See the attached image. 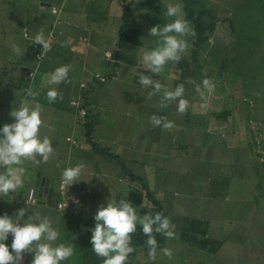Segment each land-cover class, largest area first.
Here are the masks:
<instances>
[{
	"label": "rangeland",
	"instance_id": "rangeland-1",
	"mask_svg": "<svg viewBox=\"0 0 264 264\" xmlns=\"http://www.w3.org/2000/svg\"><path fill=\"white\" fill-rule=\"evenodd\" d=\"M171 2L175 0H121V7L125 3L141 25L139 39L142 43L140 47L122 43L125 50L129 46V51H122V53L134 56L132 60H137L136 68L132 70L135 74L137 71H143L169 87L182 83L185 89L184 97L188 100L189 106L183 113L176 112L175 102L161 108L159 94L149 96L150 89L138 85L134 73L128 78L132 83L131 89L127 91L125 86L118 85L119 89L115 91L113 98H104L94 118L100 124L111 126L106 134L111 133L116 144L111 143L112 148L108 149L102 140L94 139L96 135L104 131L98 130L97 127L90 126V135L96 145L120 156L118 162L123 163L119 164L117 160L105 158L103 155H92L94 156L93 166H99L103 157L107 160L105 162L107 167L118 168V171L106 170L104 175L108 177L104 182L101 176L96 179L98 187L91 186L92 194L95 196L97 190H100L99 199L102 203L96 207L105 204L111 195L119 199L123 195L120 190H128L125 198L131 200L134 205L143 206V194L136 190L137 188L138 191H143L141 188L143 183L152 192L154 198L167 209V217L174 226V237L171 239L165 237L164 244L174 250L173 256L171 258L163 256L159 247L154 260H148L147 252L139 253L131 264H264V170H261L264 153L260 155L261 160H258V156L253 152L252 144V141L256 140L255 148L264 152V0H198L197 8L207 9L215 16V28L209 33V39L193 55V37L192 35L186 37L187 48L182 53L181 59L176 63L166 64L160 74H152L140 68L139 51L150 48L154 44V38L149 37L148 29L154 24L171 19L164 16V5ZM179 2L182 4L181 0ZM7 9L9 10V7ZM3 10L0 5V13L4 12ZM10 10L9 20L12 19L13 13ZM14 11L16 13V8ZM188 22L193 29V23L190 20ZM2 24L4 23L0 20V29L4 30L6 25L2 27ZM4 40L8 41L7 34ZM10 43L7 44V48L10 47ZM19 48L22 49L21 46ZM21 56L24 54L22 53ZM192 57L196 59V63L191 60ZM7 62L5 67L2 65L0 68H5L7 73L5 77L10 78L12 72ZM198 66L202 71L198 69ZM217 69L222 72L221 75H218ZM180 73H183L182 77L185 81L180 79ZM201 73V80L207 77L215 85L212 91L205 92L203 98L196 90L201 84L196 77H199ZM234 73L236 75H233ZM194 79L198 83L194 82ZM5 94L3 98L0 96V104L13 99ZM127 95L138 103L155 102L153 110L148 109L147 113L141 112L139 106L135 105L133 110L130 109L132 112L124 116L120 112L123 109L119 111L112 106L114 101L124 99L128 97ZM104 105H110V107ZM129 106L133 107V105ZM142 108L146 107L142 106ZM228 109L230 111L229 114L228 112L225 114L226 119L214 121V125L219 126L217 130L207 128L201 134L204 127L200 129L198 126L197 128L192 126L193 122H197L199 126H208L213 122V113L210 114V112ZM153 114L169 118L168 120L172 121V127L165 129L152 125L150 115ZM235 119L238 125L232 141L239 146L237 151L243 154V150L246 151L248 148L247 142L252 147L248 148L251 152L249 163L252 165L249 171L250 198L248 201L243 198L247 190L243 181L241 186L235 188V194L238 195L237 201L225 203L220 207L221 216L227 219L221 220V224L216 222L220 225L219 234L211 235L209 229L214 223L211 221L219 220L216 216L218 213L213 212V220L211 217H204L206 220L203 223L200 221L196 224L195 221L200 220V216L202 217L204 213H208L205 211L214 209V203L207 198L212 191V170L215 168L211 167L213 163L209 159L215 156L221 157V155L213 146L208 148L205 142L209 140L208 132L217 133L218 136L223 135L222 139L225 142L227 137L225 125L228 126L229 122ZM227 121L228 124L225 123ZM194 136L199 142H194L195 139L192 143L190 142ZM199 145L207 147L204 152L198 153ZM178 150L179 154L173 155ZM223 156L226 157L225 152ZM122 169H125L127 173L136 174L139 178H130L126 172L124 175ZM119 172L122 173L120 178L117 176ZM84 182L87 187H90V180L85 181L84 178ZM235 185L240 184L235 183ZM223 186L221 190V184L218 183L216 186V196L220 199L227 195L221 192L228 191L225 183ZM103 192L104 197L100 194ZM83 211L87 212V209ZM138 211L141 215L146 212L151 215V211L145 206L138 207ZM137 226L140 225L137 224ZM74 232V242H76L73 245V255L61 264H101L103 258L98 257L91 250L89 242L91 234L88 237H78L83 230L75 228ZM246 232L248 235L241 234ZM210 236L217 238V243L213 242L214 239L212 240L214 247L217 248L208 249ZM239 239L238 245L230 242ZM204 242L208 243V250L203 251L202 248L199 251L198 247ZM164 244L161 247H164ZM29 256L30 254H27L23 264H29V258H31Z\"/></svg>",
	"mask_w": 264,
	"mask_h": 264
},
{
	"label": "crops",
	"instance_id": "crops-1",
	"mask_svg": "<svg viewBox=\"0 0 264 264\" xmlns=\"http://www.w3.org/2000/svg\"><path fill=\"white\" fill-rule=\"evenodd\" d=\"M0 5L4 9V12L0 13V20L4 23L2 27L6 25L4 29L6 31L0 29V34L3 32L2 37H0V66L5 67V62L8 61L7 65L9 63L8 67L12 72L10 78H6L5 68H0V85H2L0 96L3 98L6 93V96L13 98L10 102L0 104V125L12 121L13 118L9 112L12 107L15 108L19 105L21 99L30 102L37 101L43 108V123L40 133L50 138L54 149V154L45 162L39 164H33L27 160L24 162L23 185L15 193L10 194L13 196L11 200L7 197L0 199V214L7 213L11 216L18 208L24 207L25 217L31 212L41 216L47 215L60 233L57 238L58 242H70L73 246L76 242H74V229L83 230L78 237H88L91 234L90 228L94 226L92 217L97 210L98 206L96 207V205L102 203L99 199L100 190H97L95 196L92 194L91 186L98 187L96 179L101 176L104 182L108 177L104 175L106 170L118 171V168L107 167L105 163L107 160L103 157L101 161L99 160V166L92 165L94 160L92 155L99 153L91 149L86 139L85 123L94 121V127H97L98 130H104L94 139L102 140L105 147L111 149L110 144H116L111 133L106 134L111 126L98 123L94 116L105 97H114L115 91L119 89L118 85L125 86L127 91L132 87L128 78L132 77L133 73L135 74L132 70L136 68L137 60H132L134 56L122 53V51H129V46L125 50L119 41L122 21L121 0H0ZM7 7L13 11L11 20H9ZM52 7L55 8V11H52ZM105 21L106 24H104ZM38 32H42L50 42L49 50L42 51L41 45L32 42V38ZM6 34L7 40L11 42L9 48H7L9 42L4 40ZM13 45L21 46L24 56L15 54L12 51ZM62 64L70 65L68 79L57 86L59 92L57 99L54 102H48L45 97L46 87L42 86V81L46 79L47 73ZM182 74L180 73L179 77L185 81ZM187 82L194 86L190 81ZM72 100L87 110L84 117H80L76 113L71 104ZM140 103L128 96L119 101H114L112 107L118 108L119 111L123 109L120 112L124 116H128L132 112L130 109L133 110L135 105L139 106L141 112L147 113L148 109L153 110V102ZM129 105H133V107L130 108ZM104 106L110 107V105ZM142 106L146 108H142ZM119 111L116 112L122 115ZM123 124H126L125 120ZM237 125H234V120L229 122L228 126L225 125L227 129L225 142L222 139L224 138L223 135L218 136L217 133L210 132L211 138L214 139L213 148L218 150L221 155V157L215 156V158L209 159L213 163L211 167L214 166L215 168L212 170V191L207 195V198L214 203V209L203 210L208 213H204L202 217L200 216V220L195 222L196 224H199L197 222L200 221L203 223L206 220L204 217H211L213 220V212L218 213L216 216L219 220L211 221L214 222L213 227L209 229L211 235L213 233L218 235L220 225L217 223L221 224V220L227 219L221 216L220 210L222 209L220 207L225 203L237 201L238 195L235 194V188L241 186L243 181L247 188L246 191L244 190L246 193L243 194V198L247 201L250 198L249 171L252 165L249 163L251 160L249 157L251 152L247 146L246 151L243 150V154L237 151L239 146L232 141L233 136L236 135L235 132H237L235 130ZM209 128L210 130H217L219 126L214 128L209 126ZM67 136L76 139L77 145H71L66 141ZM223 152H225L226 157L223 156ZM256 152L259 155L264 153L263 150L257 148ZM178 154L179 150L173 153V155ZM99 155L101 156V154ZM258 160H261L260 156H258ZM80 162L84 164L80 176L81 180L65 186L64 189L65 196L79 200L66 208L57 209L56 202L59 200L57 183L61 179L60 171L66 166ZM261 170H264V160ZM117 176L120 178L119 173ZM84 178L85 181L90 180V187L86 186ZM218 183L221 184L220 190L224 188L223 183L228 189V191L223 190L221 192L227 194L221 199L216 196L215 192ZM235 183L240 185H235ZM30 188L34 189L35 195L38 189H41V202H27V194ZM100 194L105 196L104 192ZM83 209H87V212ZM247 232L241 234L248 235ZM212 240L214 243L218 242L217 238L210 236L208 249L217 248L214 247ZM10 242L11 234L5 240L6 244H10ZM230 242L238 245L240 239ZM207 247L208 243L204 242L198 247V250L203 248L205 251L208 250ZM9 250L11 251V249ZM27 254H30L29 257L31 258L29 259H32V253L25 250L22 252L21 264L25 261Z\"/></svg>",
	"mask_w": 264,
	"mask_h": 264
},
{
	"label": "clouds",
	"instance_id": "clouds-1",
	"mask_svg": "<svg viewBox=\"0 0 264 264\" xmlns=\"http://www.w3.org/2000/svg\"><path fill=\"white\" fill-rule=\"evenodd\" d=\"M164 16L171 19L154 24L148 29L149 37L154 38L153 46L139 51L140 68L152 74H160L169 62H178L187 48L186 37L194 35L193 29L184 17L179 0L164 5ZM32 42L41 45L42 51L50 48V42L42 32L35 34ZM12 51L17 55L23 53V50L16 45L12 46ZM69 70L70 65L62 64L46 74L42 86L46 87L45 97L48 102L57 99L59 95L57 86L67 81ZM135 76L138 85L150 89L149 96L159 94L161 108L172 102L176 104L177 113H183L188 108L189 102L184 97L185 89L182 83L169 87L143 71H137ZM214 87V82L204 77L196 90L203 98L205 92L212 91ZM42 112L43 108L39 102L21 99L19 105L12 107L9 112L12 121L0 125V169H2L0 199L7 197L11 200L13 196L10 194L22 187L25 175L23 165L26 160L39 164L47 161L54 154L50 138L40 133L43 123ZM150 120L154 126L165 129L172 127V121L163 115L153 114ZM83 167V162H80L61 169L62 185L67 187L73 182L80 181ZM59 181L57 187L60 200ZM120 191L123 195L119 199H116L115 195L109 196L107 202L98 206L93 214L94 226L90 228L89 238L91 250L98 257L103 258L101 264H125L129 254L133 252L131 234L136 232L139 224L140 230L146 237L144 243L147 246L148 260H154L158 245L153 233H160L171 239L174 237V226L167 216L159 212L151 215L146 212L141 215L138 207L143 206L134 205L131 200L125 198L128 190ZM65 197L69 200L68 206L77 201V198ZM59 200L56 202V208ZM24 213L25 208L20 207L11 216L7 213L0 214V264H10V262L20 264L23 259L22 252L25 250L32 253L29 264H61L73 255L72 243L58 242L60 233L47 215L41 216L31 212L25 217ZM9 234H11V242L6 244L5 240ZM159 251L165 257L172 256V250L168 247H160Z\"/></svg>",
	"mask_w": 264,
	"mask_h": 264
},
{
	"label": "trees",
	"instance_id": "trees-1",
	"mask_svg": "<svg viewBox=\"0 0 264 264\" xmlns=\"http://www.w3.org/2000/svg\"><path fill=\"white\" fill-rule=\"evenodd\" d=\"M125 1V0H122ZM182 4H183V11H184V15L185 17L190 20L193 23V31H194V35H192V39H193V55L196 52L197 49H199V47H201L210 37V34L214 28H215V16L208 11L207 9L204 8H197V4H198V0H181ZM122 24L120 26V37H119V41L120 43H125L127 45H135V46H142L141 40L139 39V34H140V29H141V25L140 23L135 19L132 11L130 9L127 8V6L125 5V3L122 4ZM191 60L193 62L196 63V59L195 58H191ZM225 61V60H223ZM233 61V60H232ZM233 63V62H232ZM222 67V66H221ZM220 67V68H221ZM198 69H200V66H198ZM202 71V70H201ZM217 73L218 75H221L222 72L219 71V69H217ZM202 75L199 74V77L197 76V81H201L200 76ZM233 75H236L235 73ZM197 81L194 82L198 83ZM163 83V82H162ZM194 102L195 99H194ZM155 104V102H153V105ZM195 104V103H193ZM78 107H83L82 105H79L78 103ZM84 108V107H83ZM229 109L228 110H219L218 112H210V114L213 113V122L210 123L208 126L204 125V126H199L197 124V122H193L192 126L196 127L198 126V128L203 129L201 130V134L203 133L204 129H209V126H211L212 128H214L216 125H214V121H218L219 119H226V113L228 112L229 114ZM153 113V112H152ZM87 114V110L84 114V116ZM83 116V117H84ZM152 116V115H150ZM211 117V116H210ZM169 119V118H168ZM187 119V118H186ZM210 122H211V118ZM228 122V121H227ZM225 122V123H227ZM151 123V120H150ZM95 122H86L85 123V127H86V139L89 142L91 149L96 152L99 153L101 155H103V157L105 158H109V159H113V160H117L120 161V156L114 154L113 152H110L108 149L106 148H102L101 146L96 145V143L92 140V136H90V130L91 127L90 126H94ZM152 124V123H151ZM236 124V119L234 120V125ZM153 125V124H152ZM209 133V137H208V141H206L205 143L208 145L207 147L209 148V146H213V141L214 139L211 138L210 132ZM253 138V136H252ZM195 139V141H194ZM254 139V138H253ZM197 138L196 136H194V138H192L190 140V142L192 143L194 142H199L196 141ZM202 144V143H201ZM253 147H254V151L256 156H260L259 153L256 152V148L257 144H256V140L252 141ZM247 146L249 149H251L252 147L250 146V143L247 142ZM199 150L198 153H202L205 151V148L207 147H203V146H198ZM119 163V162H118ZM123 162H120L119 164H122ZM123 170V174L125 175L127 172ZM121 170V171H122ZM126 172V173H125ZM119 175L122 177V173L119 172ZM127 175L130 178H139V176H137L134 173L128 172ZM132 186V185H131ZM141 188L143 191H138V189L136 188L137 192L140 194H143V206H145L149 211H151V214H154L156 212L161 213L162 215L167 216L168 211L166 208L163 207V205L157 201L156 198H154L153 194L151 191H149V189L143 184L141 183ZM145 199V200H144ZM79 199L77 198V201ZM76 201V202H77ZM72 203H70L71 205ZM141 226H137L136 228V232L131 234V244L133 247V252L129 254L128 256V260L125 262V264H131V262L134 260V258L136 257L137 254H142L147 252V246L145 245V234L142 233V231L140 230ZM155 239L157 240V245L159 247H161L164 243H165V237L160 234V233H153ZM169 239V238H168ZM167 239V240H168ZM166 247L167 244H164ZM172 251H174L172 249ZM176 252V251H175ZM177 253V252H176ZM176 255V254H175ZM173 256V255H172ZM10 264H12V262H10ZM21 264V263H20Z\"/></svg>",
	"mask_w": 264,
	"mask_h": 264
},
{
	"label": "built area",
	"instance_id": "built-area-1",
	"mask_svg": "<svg viewBox=\"0 0 264 264\" xmlns=\"http://www.w3.org/2000/svg\"><path fill=\"white\" fill-rule=\"evenodd\" d=\"M51 9H52V11H55L54 7H52ZM29 74L31 75V73H29ZM100 79L103 80V78H100ZM71 104L74 106L76 113L78 115H80V117H83L86 110L83 107H78V103L74 100L71 101ZM66 141H68L71 145H74V146L77 145V140L70 137V136L66 137ZM64 187L65 186L62 185L61 179H60V181H59L60 200L57 203V208H64V207H67L69 204V200L65 197V194H64ZM35 201H36V197H35L34 190H33V188H30L28 190V194H27V202L34 203Z\"/></svg>",
	"mask_w": 264,
	"mask_h": 264
},
{
	"label": "water",
	"instance_id": "water-1",
	"mask_svg": "<svg viewBox=\"0 0 264 264\" xmlns=\"http://www.w3.org/2000/svg\"><path fill=\"white\" fill-rule=\"evenodd\" d=\"M36 197H37V202H41L42 197H41V189L40 188L37 191Z\"/></svg>",
	"mask_w": 264,
	"mask_h": 264
}]
</instances>
